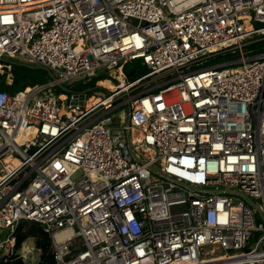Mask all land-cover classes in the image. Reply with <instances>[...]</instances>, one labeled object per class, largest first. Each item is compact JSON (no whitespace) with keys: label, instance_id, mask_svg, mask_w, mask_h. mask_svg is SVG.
I'll return each mask as SVG.
<instances>
[{"label":"built area","instance_id":"1","mask_svg":"<svg viewBox=\"0 0 264 264\" xmlns=\"http://www.w3.org/2000/svg\"><path fill=\"white\" fill-rule=\"evenodd\" d=\"M261 41L264 0H0V63L54 73L10 94L0 70V251L37 223L55 264H264ZM220 53L239 58L190 70ZM102 73L117 91L57 93Z\"/></svg>","mask_w":264,"mask_h":264},{"label":"rangeland","instance_id":"2","mask_svg":"<svg viewBox=\"0 0 264 264\" xmlns=\"http://www.w3.org/2000/svg\"><path fill=\"white\" fill-rule=\"evenodd\" d=\"M255 27H258V26H261V25H257V24H254ZM255 40H259V38H255ZM264 47V43L261 41V43H258V44H254L252 46H249V47H246L245 48V51H247L248 55H254V54H257L259 53ZM239 58V54H223V53H220V54H217L215 56H212L210 59H208L206 62H203L201 64H198V65H193L191 66L190 70H196V69H199L200 67L204 68V67H207V66H212V65H216V64H221V63H224V62H228V61H233V60H237ZM5 62H10L12 63L11 61H8V60H4ZM14 64H22V63H19V62H15L13 61ZM24 66L22 67H15L16 69V78L19 80V85L14 87V86H9L8 84V87L7 86H3V90L9 92L10 94H14V92H17V91H22L23 88L25 86H29V87H37L39 84L41 83H44V81L47 79V81L49 82L51 79L54 78V73H45V69H43L42 67H40L39 65H31V64H22ZM141 65V61H136L133 65H129V64H126L124 66V73L126 75V79H127V82H130L132 80V78H129V76L127 75L128 74V69H132L133 67H137V66H140ZM2 66V68H0V70H2L5 74L9 73L10 72V68L8 67L7 69H5L3 67V65H0ZM144 68H146L144 66ZM147 72H149V70L146 68ZM168 72L166 73H163L162 75H157V76H154V77H151L147 80H145L143 82L142 85L144 86H154V85H157V84H160V83H164L166 82L167 80L169 79H174L176 77V75H173L171 76L169 79H166L165 76L166 74H168ZM106 75H104L103 73L99 76V78L101 77H104ZM19 77V78H18ZM94 79L92 80H83V81H76V82H73V83H66L64 84V87L67 89V90H74V89H79L81 87H85V85L91 81H93ZM104 87V86H102ZM105 96L108 95V93L102 91ZM137 94V92H134V93H131L127 96H124L123 99H120L118 101H115V103L113 104V107H114V119L116 122H121L122 119H126V122H128L129 120V113H128V105L130 103V99L133 98V96H135ZM87 95H89V92H87ZM66 108V106H65ZM127 124V123H126ZM134 137H137V134L136 133H132L130 134L129 132L126 133V136H125V141L127 140L130 141L132 138ZM127 145V144H126ZM11 233V230H3V231H0V241H4L6 240V238L10 235ZM35 248V242L34 240L30 239V240H27L23 245H22V250L20 249V252H22V257L23 259L25 260L26 263H31V262H36L37 258L40 257V253L37 251V249L35 251H33V249ZM3 254L5 255H8V254H12L10 253L8 250H5L3 251Z\"/></svg>","mask_w":264,"mask_h":264},{"label":"trees","instance_id":"3","mask_svg":"<svg viewBox=\"0 0 264 264\" xmlns=\"http://www.w3.org/2000/svg\"><path fill=\"white\" fill-rule=\"evenodd\" d=\"M136 61L141 60H135L131 63H128L129 65H133ZM0 65H5V69H7L9 66H11L10 71L14 73V76L16 78V69L15 67H22L24 65L22 64H14L13 62H5L2 61ZM45 73H48L47 70H45ZM146 68H144V64L141 61V65L137 67H133L132 69H128V76L129 78H132L131 81L137 80L148 74ZM6 75H2L3 79V86H7L6 81ZM19 78V77H18ZM97 81H100L101 85L109 86V88L113 90H117L113 85L109 84L106 79L104 78H96L93 81L87 83L85 87H81L79 89L74 90H67L64 86H61L57 89V93L65 96H72L75 93H84L89 92V94L93 92H101L103 89L97 86ZM47 79L44 81V83L39 84L38 86L47 84ZM35 87V86H34ZM29 88V86H25L23 88L26 89ZM15 93V92H14ZM129 112V108H128ZM114 126L118 125V122L114 121ZM14 236L16 238V245H15V253L5 255L3 254V251H0V264H26L24 263L23 259L21 258L19 251L22 248V245L27 240H34L35 242V248L40 251V258L38 264H55L54 255H53V247H52V239L50 235L45 231L43 226L37 223H22L19 227L16 228L14 232Z\"/></svg>","mask_w":264,"mask_h":264},{"label":"water","instance_id":"4","mask_svg":"<svg viewBox=\"0 0 264 264\" xmlns=\"http://www.w3.org/2000/svg\"><path fill=\"white\" fill-rule=\"evenodd\" d=\"M8 83L12 84L14 87H16V86L19 85V80L14 77L13 78V82H11V80H10V81H8ZM78 97L80 99L79 105L83 107L84 106L85 94H80ZM68 103H71L72 105H77L78 104L77 100L76 99H72V98H69V99L66 100V104H68Z\"/></svg>","mask_w":264,"mask_h":264},{"label":"bare ground","instance_id":"5","mask_svg":"<svg viewBox=\"0 0 264 264\" xmlns=\"http://www.w3.org/2000/svg\"><path fill=\"white\" fill-rule=\"evenodd\" d=\"M117 90H118V89H117ZM117 90H116V91H117ZM94 99H95V98H94V97H92V98L90 99V101H93ZM109 102H110V100H109V101H107L106 103H109ZM75 113L77 114L78 112L76 111ZM216 253H217V254H219L220 252H219V251H217Z\"/></svg>","mask_w":264,"mask_h":264}]
</instances>
